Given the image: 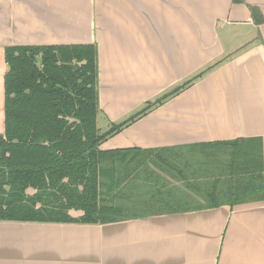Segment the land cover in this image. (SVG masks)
Instances as JSON below:
<instances>
[{
    "label": "crops",
    "instance_id": "0c3cea01",
    "mask_svg": "<svg viewBox=\"0 0 264 264\" xmlns=\"http://www.w3.org/2000/svg\"><path fill=\"white\" fill-rule=\"evenodd\" d=\"M241 1L0 0V134L5 47L91 44L101 132L171 94L100 150L259 139L264 176V0ZM0 264H264V201L104 225L0 221Z\"/></svg>",
    "mask_w": 264,
    "mask_h": 264
},
{
    "label": "trees",
    "instance_id": "16d2710c",
    "mask_svg": "<svg viewBox=\"0 0 264 264\" xmlns=\"http://www.w3.org/2000/svg\"><path fill=\"white\" fill-rule=\"evenodd\" d=\"M4 62L0 221L104 225L264 201L259 139L198 145L207 158L191 162L178 149L100 150L171 94L101 132L94 45L8 46Z\"/></svg>",
    "mask_w": 264,
    "mask_h": 264
},
{
    "label": "rangeland",
    "instance_id": "374dc122",
    "mask_svg": "<svg viewBox=\"0 0 264 264\" xmlns=\"http://www.w3.org/2000/svg\"><path fill=\"white\" fill-rule=\"evenodd\" d=\"M182 159L183 160H188L189 162L194 161V160H198V161H203L205 160L207 157L202 156V152L199 149H193V150H184L182 151ZM79 212H73L72 215L76 216L78 215ZM135 213V212H134Z\"/></svg>",
    "mask_w": 264,
    "mask_h": 264
}]
</instances>
